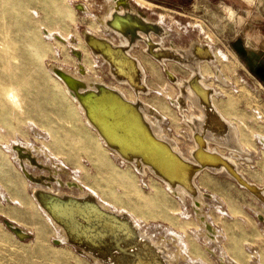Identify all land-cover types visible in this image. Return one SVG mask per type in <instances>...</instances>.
I'll return each instance as SVG.
<instances>
[{
	"label": "bare ground",
	"instance_id": "1",
	"mask_svg": "<svg viewBox=\"0 0 264 264\" xmlns=\"http://www.w3.org/2000/svg\"><path fill=\"white\" fill-rule=\"evenodd\" d=\"M134 1L140 5L144 3V0ZM63 2L74 14L81 11L83 15H91V26L76 34L70 48L72 53L65 54L71 63L51 61L45 65L41 56L46 53H37L40 59L37 65L42 78L52 84L50 97L54 102L58 100L59 117H64L70 130L81 138L83 148L94 151L91 164L113 186L117 184L118 192L98 189L74 177L72 172L71 179L63 182L59 172L67 173V168L60 165L61 162L60 167L48 162L56 154L53 149H41L17 139L11 140L9 146L0 142V149L23 186L30 188L26 193L35 210L57 229V242L81 248L95 264H264L257 247L245 246L242 253L237 243L229 242L226 227L220 232L216 223L223 221L226 209L204 181L197 179L204 172L223 174L264 207V181H255L238 164V158L246 148L240 124L214 100L219 87L216 89L212 81L224 85L228 82L218 62V55L226 58L224 53L212 43L195 39L188 47L176 44L169 27L161 20L151 18L131 0H102V12L98 14H94L85 2ZM34 13L40 16L37 10ZM114 14L125 20L116 18L112 21ZM60 18L63 19L61 13ZM145 24L152 27L147 29ZM46 26L40 28L42 35L62 44L73 34L65 35L56 26ZM130 28H135L133 34ZM136 46L145 52L143 57L134 53ZM9 54L1 53L0 56ZM145 61L150 63L149 71ZM170 63L182 65L189 73L177 75ZM97 66L106 68L108 80L95 72ZM57 67L69 75L61 77ZM158 67L165 83L176 85L177 92L168 103L185 124L182 132L187 138L186 147H181L179 140L167 133L165 111L146 98L152 92H161L148 80L149 72L158 75ZM103 90L113 95H106ZM92 92L102 94L93 99L87 96ZM8 101L22 105L17 87L0 82V102L8 104ZM44 132L50 138L54 136L52 130L44 129ZM257 136L264 144V135ZM40 154L44 158L39 159ZM35 168L41 171H35ZM125 171L141 174V177L149 171L160 180L167 193L178 199V209L173 214L179 220L169 221V226L162 230L152 228L149 220L144 218L149 211L143 205H138L142 214L129 206L133 202L128 195L129 180ZM242 180L251 184L252 190L240 184ZM65 183L68 188H62ZM119 189L126 197L118 194L121 193ZM106 193L126 201L127 207L106 198ZM24 195L19 190L13 193L21 204ZM188 202L195 212L192 221ZM209 207L216 210L215 217ZM260 215L264 219V213ZM185 218H190V222L184 223ZM6 227L16 237L15 232L24 239L29 236V231L12 219L7 221ZM210 253L220 256L221 262L215 263Z\"/></svg>",
	"mask_w": 264,
	"mask_h": 264
},
{
	"label": "rangeland",
	"instance_id": "2",
	"mask_svg": "<svg viewBox=\"0 0 264 264\" xmlns=\"http://www.w3.org/2000/svg\"><path fill=\"white\" fill-rule=\"evenodd\" d=\"M77 1L85 2L94 14L102 12V0H69V3ZM131 1L151 18L161 20L169 27L172 31L171 38L176 44L188 47L195 39L212 43L220 53H224L226 58L218 55V62L221 63L220 67L228 82L224 85L219 81H212L216 89L219 87L214 100L228 116L237 119L240 124L242 141L246 147L238 158L240 168L255 181H264V144L257 136L264 135V80L249 66L260 53V47H264V41H261L264 39V28L256 31L255 27L258 13V10H255V0H144L142 5ZM34 10L38 11L39 17ZM60 13L63 19L60 18ZM83 14L81 11L74 14L64 6L63 0H0V55L10 53L6 57L0 56V82L5 86L13 84L22 98L21 107L9 101L8 104L0 102V142L9 146L11 140L17 139L23 143H32L41 149H53L56 154L48 162L67 168V173L59 172L63 182L71 179L72 172L74 177L81 178L85 183L98 189H112L117 193V184L113 186L102 177L97 167L91 164L90 159L94 151L83 148L81 138L70 130L71 126L64 117H59L56 108L58 100L54 102L50 97L52 84L47 78H42L43 74L37 65V61H40L37 53H46L41 56L42 64L45 65L51 61L71 63L70 58H65V54L72 53L70 48L76 40V34L91 26L92 22L91 15ZM41 25L56 26L61 33H75V36L72 34L68 41L62 44L52 37H46V34L42 35ZM134 53L141 57L145 54L139 46L134 47ZM145 64L149 71L150 63L145 61ZM170 64L179 76L189 73L188 69L180 64ZM156 69L158 75L149 72L148 80L155 90L161 92H152L146 98L165 111L167 133L179 140L177 142L181 147H186L187 138L183 134L185 132H182L185 130V124L180 114L168 103L170 97L177 92L176 85L165 83L163 75L160 77L159 67ZM94 70L106 80L110 78L105 67L97 66ZM44 129L52 130L54 136H46ZM55 155L60 157L56 158ZM41 157L44 158L42 154L39 159H42ZM59 162L62 164L59 165ZM120 166L125 167L122 164ZM37 170L41 171L40 168H35V171ZM125 172L129 180L128 195L133 202L129 206L142 214L139 206L143 205L147 212L149 211V215L144 218L149 220L152 228L162 230V227L169 226V221L179 220L173 214L175 209H178V199L167 193L160 180L149 171L148 178L147 173L142 178L141 174L137 176L131 171ZM222 175L204 172L197 178L201 182L204 181L226 209L225 218L223 221H217L216 226L221 233L223 227L228 229L229 242L232 245L237 243L240 252L243 253L245 246L254 245L258 248L259 255L264 258V219L260 215L264 213V207ZM62 186L68 188L66 183ZM18 190L25 194L22 204L13 197V193ZM29 190L30 188L23 186L15 169L7 161L4 151L0 149V264H95L81 248L57 242V229L35 210L34 204L27 197L26 192ZM118 194L123 196L122 198L126 197L123 192ZM104 196L115 200L118 205L127 207L126 201L108 193ZM145 203L147 206H144ZM188 205L192 221L195 212L190 202ZM209 210L215 217L216 210L213 207H209ZM3 219H12L22 225L29 231V236L19 239L9 231ZM189 219L185 218L183 222H190ZM211 255L215 263L221 262L220 256Z\"/></svg>",
	"mask_w": 264,
	"mask_h": 264
},
{
	"label": "crops",
	"instance_id": "3",
	"mask_svg": "<svg viewBox=\"0 0 264 264\" xmlns=\"http://www.w3.org/2000/svg\"><path fill=\"white\" fill-rule=\"evenodd\" d=\"M256 6L255 10H258L256 14L255 27H257L256 31L261 27L264 28V0H255ZM251 25V23H249ZM261 41H264L261 40ZM258 51L260 52L255 56L254 61H252L250 68H252L263 80H264V47H260ZM263 57V58H262Z\"/></svg>",
	"mask_w": 264,
	"mask_h": 264
},
{
	"label": "water",
	"instance_id": "4",
	"mask_svg": "<svg viewBox=\"0 0 264 264\" xmlns=\"http://www.w3.org/2000/svg\"><path fill=\"white\" fill-rule=\"evenodd\" d=\"M116 18H118V19H124L125 20V18L123 17H120V16H118V15H116V14H114V17L112 18V21H114ZM139 24H137V26H138ZM137 26H135V27H137ZM151 25L150 24H145V28H147V29H149V27H150ZM152 27V26H151ZM134 29L135 28H130L129 29V31L131 30V33L133 34V32H134ZM56 71H57V73L61 76V77H63V78H65L67 75H69L68 73H66L65 71H63V69H61V68H56ZM65 74H67V75H65ZM104 92V94H106V95H113L110 91H108V90H103ZM102 93H100V94H96V93H88L87 94V96L89 95V97L91 98H97L99 95H101ZM240 184H242V185H244L247 189H249V190H252V188H251V184H249V183H246L244 180H242L241 182H239ZM3 222L7 225V220L6 219H3ZM15 234L19 237V238H21V239H24L19 233H16L15 232Z\"/></svg>",
	"mask_w": 264,
	"mask_h": 264
}]
</instances>
